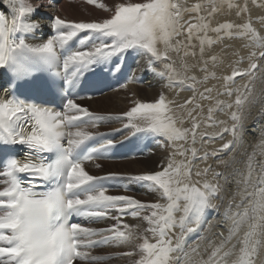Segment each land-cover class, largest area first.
<instances>
[{"label": "snow or ice", "instance_id": "obj_1", "mask_svg": "<svg viewBox=\"0 0 264 264\" xmlns=\"http://www.w3.org/2000/svg\"><path fill=\"white\" fill-rule=\"evenodd\" d=\"M18 0H8L11 11L14 14L11 24L0 17V69H7L11 74L8 89L13 95L0 97V144L23 145L28 150L23 160L12 157L6 162L2 173L6 179L4 187L0 188V264H74L77 260L99 259L92 257L90 253L80 251L101 244L115 243L119 245L134 244L136 229L132 226L121 225V217L131 214L139 217L141 211L151 210L150 215L143 219L148 222L149 229L155 242L150 243L147 238L143 243L136 245L142 257L136 264H264V165H261L260 175H252L254 169L251 156L248 162L247 175L243 180H237V184H244L240 191L241 201L235 203L236 211H233L234 200L230 199L223 216L230 221L228 229L229 237L233 236L237 229L246 221H253L248 225L244 239L240 242L238 252L225 251L228 238L220 233L221 240L214 248L207 260H195L199 245L190 247L185 251L186 240L191 233L198 232L202 227L206 211L209 209L219 212L220 205L213 204V198L219 197L228 182V176L222 172H215L212 166L197 171L196 176H206L212 171L213 181L204 179L193 182L191 180V162L179 161L174 157L179 154L184 156L190 152L192 160L197 158L198 149L186 148L189 138L192 145L197 142L199 136L201 142L223 138L224 134H230L232 139L224 142L218 149L211 152L204 151L201 157L219 159L221 154L232 151L242 139L243 123L242 115L232 112L231 127H223L220 132L211 135L208 132H200L201 121L192 116L191 111L174 112L171 105L173 101L160 93L153 102H141L136 100L134 106L123 113L121 119L129 121H141L146 127H139L136 123H130L125 127L135 129L133 133H149L154 136L165 137V149L172 148V152L160 162L157 169L146 171L127 177V179L146 184L150 190L156 191L166 203H145L132 196H112L106 194L104 188L90 187L98 178L90 175L82 164V159H74V153L78 152L97 135L85 128L78 127L80 122L89 120L95 127V122L101 117L93 113L73 99H66L63 111L42 104L25 101L14 94L17 81L30 76L39 66L46 70H52L53 75L60 76L54 66L60 61L58 53L64 49L70 41L81 33L94 34L97 37L110 38L107 43L101 39L99 43H93L91 48L71 51L63 57L65 75L71 71V77L66 84L74 78L78 79L98 61L108 60L113 56L123 54L128 50L150 54L152 60H169V51L180 52L185 49L183 55L196 56L195 52L187 49L193 47L191 41L200 40V54L203 56L205 41L211 45L215 43L211 38L200 36L209 30L226 36H247L251 43L264 48V35L258 33L252 23L221 24L210 29V18L213 13L220 11L227 3L229 9L239 7L237 15L247 11V5L237 6L232 0H207L212 6L207 17L200 15L201 4L186 7L181 0H143V2H120L113 9H109L108 18L92 21H72L59 16L51 18V28L55 34L43 43L30 45L24 38L17 41L11 37L16 32H29L34 28H40L39 23L26 22L24 17L31 13V7H25ZM90 5H96L99 9H105L104 3L97 4V0H87ZM185 13H196L195 17L184 20ZM195 19V23L192 22ZM264 25V19L260 21ZM183 36L184 39H178ZM223 37L218 35V39ZM90 40L88 35L79 41L80 45H86ZM158 44L164 45V50L157 48ZM213 59H215L213 57ZM256 59L264 60V51L259 57L253 52L249 57V64L243 70L233 69L231 76L225 77V85L234 81L237 76H247L248 84L245 92L238 95L235 104L238 108L248 102L252 92L251 82L257 78L258 71H264V66L255 62ZM184 67H188L184 65ZM116 68L119 67L116 65ZM169 79H175L179 74L171 64L166 65ZM161 72L160 75H164ZM2 75V74H0ZM193 81L187 88L191 89L193 96L185 101L181 108H187L189 104L195 105L196 77H185ZM179 83L183 84L184 80ZM211 89L205 88L200 93L202 98ZM224 93L231 96L232 90L227 86ZM231 107V105H228ZM209 109V115L205 122L206 127H213L224 123L216 121ZM185 119L190 120L191 126L184 127ZM30 130L25 129V125ZM75 128V131L67 129ZM66 140V144H65ZM183 141L184 144L177 143ZM264 143V142H262ZM113 146L109 140L100 145V149ZM100 149L92 148L84 159H91L92 155ZM56 152V157L49 161L45 154ZM228 164V161H220ZM18 174L27 177L25 185ZM237 176L241 174L236 173ZM221 180L223 183H221ZM48 184L47 188L38 191L37 188ZM83 193V196L81 195ZM247 200V204L244 201ZM243 207V211L239 209ZM115 210L118 216L113 217L117 224L107 229H94L83 227L80 223H71L69 217L75 215H88L90 217H108L111 210ZM181 215L177 217L176 213ZM179 228V233L175 232ZM98 236L99 239H91ZM203 239V237H202ZM132 255V253H124Z\"/></svg>", "mask_w": 264, "mask_h": 264}, {"label": "bare ground", "instance_id": "obj_2", "mask_svg": "<svg viewBox=\"0 0 264 264\" xmlns=\"http://www.w3.org/2000/svg\"><path fill=\"white\" fill-rule=\"evenodd\" d=\"M120 2H143V0H97V4L104 3L105 9H99L95 6V9H88V3H86V0H63L59 6L57 7V15L63 19L66 20H72V21H92V20H101L104 18H108L110 15L109 9H113L116 3ZM181 3L184 4L186 7H192L195 4H201L202 5V11L200 15L204 16V13L211 11V5L209 7L205 6L207 0H181ZM227 9L222 6L220 11H217V16L221 13L226 12ZM213 16V19L210 20L211 22L219 21L221 17ZM191 16L187 15L185 13L184 20L190 18ZM193 23H195V19L192 20ZM200 36H207V33H200ZM196 34L194 33V39L191 41V44L193 47L192 50L198 54V57L193 58V56H186V63L179 64V67H182L186 71H197L196 65L201 62L202 64L211 67L215 69V65H212V60L214 61V64L222 62H226L227 58V51L219 52V49L216 50V52L219 53V60H217V57L212 53L211 50H208L206 52L204 50L203 56L200 54V48L201 44L197 42L198 38H195ZM178 39L183 40L184 37L181 36ZM157 48L161 51L164 50L163 44H158ZM189 48V49H191ZM219 48V47H218ZM184 49L183 47L181 48ZM205 49V48H204ZM233 50H236L233 48ZM146 54V53H145ZM226 54V55H225ZM147 55V54H146ZM168 56H171V59H174L176 57L175 54L169 53ZM213 57L215 59H213ZM227 57H229L227 55ZM210 58L209 62L208 59ZM154 61V60H152ZM264 61V60H263ZM228 62V61H227ZM174 64V63H173ZM184 65H187L188 67H184ZM160 67V65H158ZM163 69V68H162ZM218 69V68H217ZM182 74V71L179 72ZM257 78L255 79V93L252 95L251 99L247 103L246 108V114H255L257 116L264 114V71L257 72ZM163 93L169 101H173L174 103L171 105L174 112L180 113V112H187L191 111L192 116L198 117L199 119L202 118V115L204 113H209V108L206 112H196L197 109H193L192 106L189 104L187 108H181L180 105H184L185 101L189 99L188 96L182 95V93L175 94H167L166 90L163 88L161 83L156 82L155 84L148 85V87L144 84L142 86L138 85H129L125 88H122L117 91H113L110 93H107L101 97L90 99V100H84L80 103L82 106H86L91 111L96 112H102V113H125L127 112L131 107L134 106V102L136 100H139L141 102H153L156 98H158L159 94ZM141 126H147L145 123H140ZM138 124V126H140ZM188 119H185V123L183 126H188ZM250 126L247 131H249V137L252 138V135L254 134V130ZM93 130V129H92ZM251 135V136H250ZM264 139V132L258 135L255 139L247 140L243 144H241V154L239 156V162L234 163L233 166L230 168L231 170L226 171L224 174L228 176V182H227V190H232L234 192H240L244 188V184L240 183L237 184V180H243V177L246 176V172L244 169V166L246 168L248 167L249 157L251 156V151L256 150L260 151L261 149V142ZM158 150L154 151L152 154H150L148 157L144 158H138L133 160H126L122 162H113V163H97L96 166L100 168V170L95 166L93 168H90V166H84L85 170L91 174H101L106 172H123V173H131L134 175L142 174L146 171L157 169L160 162L163 160L165 163L167 162V157L172 152L170 148L163 149L162 146L157 147ZM174 159L178 162V159L174 157ZM251 159V163H252ZM103 166L110 167V169H103ZM121 166V169H117L116 167ZM239 172L241 175L237 176L236 173ZM139 198L145 202V203H151V202H162V198L160 194L156 191L150 190L149 194L147 196H139ZM150 211H147L143 213L139 217H132L129 216L125 220H120L119 222L123 223V225L132 226L136 229V239L134 244H125V245H119L115 243H109L108 249H103L105 254L104 256H111L116 255V261L115 264H136L137 261H139L142 257V253L140 252L139 248L137 252H134L136 250V245L143 243V239L147 238L150 243H154L155 240L152 237L151 232L146 231L149 229V224L147 221L143 219L145 215H150ZM253 221H246L243 225V227L247 226L249 223H252ZM115 225V222H108L106 225L103 226H97L93 228L97 229H107ZM240 226V227H241ZM230 227V221L226 220L224 216H220L219 219H217L213 225L212 229L217 233H223L225 238L229 237L228 229ZM238 230V229H237ZM236 230L235 234L228 238L227 244L225 245L226 248L229 250H233L232 246L235 244V241L238 236V231ZM207 250H214V247H209ZM132 253V255H124V253ZM212 253V252H211ZM103 256V255H102ZM102 256H98V258H101ZM264 258V257H262ZM113 263V262H112ZM111 263V264H112ZM88 264V263H83ZM98 264V263H96ZM108 264V263H107Z\"/></svg>", "mask_w": 264, "mask_h": 264}, {"label": "rangeland", "instance_id": "obj_3", "mask_svg": "<svg viewBox=\"0 0 264 264\" xmlns=\"http://www.w3.org/2000/svg\"><path fill=\"white\" fill-rule=\"evenodd\" d=\"M86 3H88L87 2V0H86ZM88 9H95V6L94 5H90L89 3H88ZM103 169L105 168V169H110V167H107V166H104V167H102ZM117 169H121L122 167L121 166H117L116 167ZM141 200V199H140ZM137 250H138V247L136 246V250L134 251V252H137ZM117 259L116 258H113V259H111V260H109V261H106V262H104V263H100V264H111L112 262V264H115V261H116ZM79 264H81V263H79Z\"/></svg>", "mask_w": 264, "mask_h": 264}]
</instances>
